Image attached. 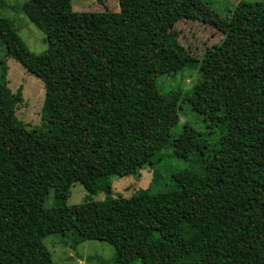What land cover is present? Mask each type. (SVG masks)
I'll list each match as a JSON object with an SVG mask.
<instances>
[{"label": "trees", "instance_id": "1", "mask_svg": "<svg viewBox=\"0 0 264 264\" xmlns=\"http://www.w3.org/2000/svg\"><path fill=\"white\" fill-rule=\"evenodd\" d=\"M118 4V12H76L71 0L26 3L45 34L40 55L0 13L5 56L93 101L54 105L47 88L45 127L29 129L14 112L22 91L10 92L1 62L0 264H54L42 237L68 232L111 244L113 264H264V1L227 10L221 41L201 61L171 29L212 17L202 0ZM200 63L202 78L186 95L159 91L157 78ZM173 110L208 130L198 133L192 159L175 149L189 125L174 133L163 120ZM168 149L186 165L161 189L91 199L110 192L112 177L161 165ZM75 183L87 197L67 205ZM51 190L57 203L45 207Z\"/></svg>", "mask_w": 264, "mask_h": 264}, {"label": "rangeland", "instance_id": "2", "mask_svg": "<svg viewBox=\"0 0 264 264\" xmlns=\"http://www.w3.org/2000/svg\"><path fill=\"white\" fill-rule=\"evenodd\" d=\"M31 0H4L5 7L0 10L2 16L9 18L19 37L24 41L29 51L36 55L43 54L47 49L44 32L35 26L27 17L25 4ZM241 0H202L206 4L207 11L212 15L210 18L204 16L199 19L183 18L171 29L177 41L188 51V53L200 61L215 45H218L223 37V32L218 25V20L223 18L227 10L234 8ZM264 1V0H244ZM72 10L76 12H96L107 9L112 12L119 11L118 0H71ZM6 66V80L10 92L14 95L17 89L22 91V100L15 105L14 112L18 120L31 128L44 129L43 107L45 105L46 89L49 88L52 103L66 104L84 101L89 105L93 101L87 96L75 91L64 84L57 85L50 80L44 83L40 78L30 74L23 65L15 59L5 56V48L0 45V64ZM200 66L192 70H184L174 76H162L156 79V85L161 93L179 92L182 95L191 90L202 78ZM54 84V86H53ZM54 99L56 102H53ZM181 108H185L180 104ZM164 122L178 133L181 127L188 126V131L177 137L175 146L180 155L189 153L192 159V151L198 142V133L204 134L208 130L205 124L189 111L184 114L177 110L169 111L163 117ZM172 149L162 154H168L165 161L156 167L146 168L124 177L111 178L110 192H98L91 199L96 201L109 197H130L143 193L147 188L152 191L161 189L164 181L170 173L183 168L186 162L172 157ZM67 205L82 203L86 197L84 187L75 183L67 188L64 193ZM57 203L54 192L51 190L47 196L44 206L51 207ZM42 243L51 254L54 264H113L116 252L114 247L103 241L83 240L73 232L66 234H48L42 237ZM142 264H149L144 261Z\"/></svg>", "mask_w": 264, "mask_h": 264}]
</instances>
